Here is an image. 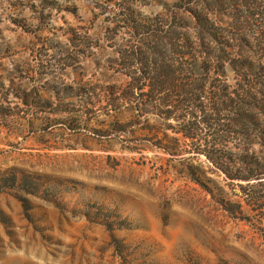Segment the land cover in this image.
<instances>
[{
	"label": "rangeland",
	"instance_id": "1",
	"mask_svg": "<svg viewBox=\"0 0 264 264\" xmlns=\"http://www.w3.org/2000/svg\"><path fill=\"white\" fill-rule=\"evenodd\" d=\"M177 2L0 0V96L15 106L43 89L54 101L0 119V264H264V186L251 199L190 145L160 146L145 116L130 123L133 101L108 107L101 92L81 111L79 88L122 82L113 59L126 18H168ZM222 9L235 46L258 59L264 0Z\"/></svg>",
	"mask_w": 264,
	"mask_h": 264
},
{
	"label": "trees",
	"instance_id": "2",
	"mask_svg": "<svg viewBox=\"0 0 264 264\" xmlns=\"http://www.w3.org/2000/svg\"><path fill=\"white\" fill-rule=\"evenodd\" d=\"M175 6L177 11L168 18H126L125 33L130 36L113 59L122 82L79 88L87 104L81 111L96 105L93 98L102 101L101 92L108 107L133 101L138 114L132 115L134 107L128 109L132 125H140L138 117L145 116L147 123L141 128L157 144L175 150L190 145L227 179L237 181L248 197L259 199L252 188L264 186V54L254 59L235 46V38L220 23L224 0H178ZM44 91L16 94L15 106L9 97L0 96V119L18 122L42 112L41 104L53 105ZM52 97L62 100L58 91H52ZM151 114L159 119L150 122ZM162 127L173 129L175 135L162 134ZM200 127L207 137H202ZM209 137L240 142L217 147Z\"/></svg>",
	"mask_w": 264,
	"mask_h": 264
}]
</instances>
